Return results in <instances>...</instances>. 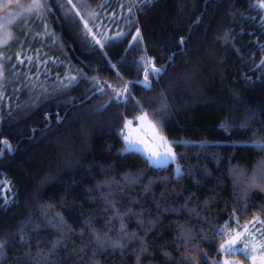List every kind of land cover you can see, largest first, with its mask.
I'll return each mask as SVG.
<instances>
[{"label": "trees", "instance_id": "16d2710c", "mask_svg": "<svg viewBox=\"0 0 264 264\" xmlns=\"http://www.w3.org/2000/svg\"><path fill=\"white\" fill-rule=\"evenodd\" d=\"M86 1L125 31L46 0L0 48V264H217L264 220V0ZM142 113L174 163L126 150Z\"/></svg>", "mask_w": 264, "mask_h": 264}, {"label": "rangeland", "instance_id": "374dc122", "mask_svg": "<svg viewBox=\"0 0 264 264\" xmlns=\"http://www.w3.org/2000/svg\"><path fill=\"white\" fill-rule=\"evenodd\" d=\"M77 10L87 33L93 42L101 44L104 39L115 38L125 30L126 23L114 13L108 14V3L88 4L86 0H67ZM95 6V7H92ZM46 0H6L0 3V48L7 46L13 38V24L22 16L33 11H45ZM107 20H104V18ZM0 56L4 58L1 53ZM2 60V59H0ZM18 60H24L18 53ZM3 75V63L0 61V79ZM126 150L142 152L154 166H168L176 161L173 142L169 140L159 126L152 122L146 113L129 119L123 131ZM264 165L258 171H262ZM178 175L181 173L177 169ZM225 239L219 247L222 253L217 264H259L264 254V220L261 215L253 217L247 223H236L225 229ZM229 248L231 250H229Z\"/></svg>", "mask_w": 264, "mask_h": 264}, {"label": "snow or ice", "instance_id": "6c2138e0", "mask_svg": "<svg viewBox=\"0 0 264 264\" xmlns=\"http://www.w3.org/2000/svg\"><path fill=\"white\" fill-rule=\"evenodd\" d=\"M260 6L264 7V4H261ZM262 247H264V245H262ZM229 250H231V249L229 248ZM226 264H227V262H226ZM259 264H264V254L261 255Z\"/></svg>", "mask_w": 264, "mask_h": 264}]
</instances>
